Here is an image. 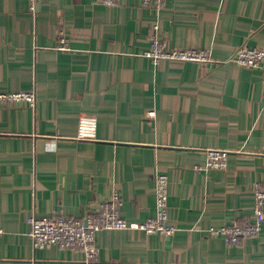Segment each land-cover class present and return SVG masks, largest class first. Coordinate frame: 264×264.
I'll return each mask as SVG.
<instances>
[{
  "label": "crops",
  "instance_id": "0c3cea01",
  "mask_svg": "<svg viewBox=\"0 0 264 264\" xmlns=\"http://www.w3.org/2000/svg\"><path fill=\"white\" fill-rule=\"evenodd\" d=\"M154 32L214 60L154 65L144 54ZM244 44L264 47V0H42L36 12L0 0V91L37 96L0 107V264H264V225L236 244L209 233L254 221L264 186V68L235 62ZM83 117L94 135L79 136ZM209 148L229 150L227 169L205 168ZM159 173L174 235L99 230L91 259L34 245L33 215L80 216L113 184L130 223L155 216Z\"/></svg>",
  "mask_w": 264,
  "mask_h": 264
},
{
  "label": "built area",
  "instance_id": "2783aa9c",
  "mask_svg": "<svg viewBox=\"0 0 264 264\" xmlns=\"http://www.w3.org/2000/svg\"><path fill=\"white\" fill-rule=\"evenodd\" d=\"M121 0H102L106 5H116ZM168 0H141L147 8L160 9ZM42 0H30V9L36 12ZM158 28L157 25H155ZM60 49H70L65 29H58ZM154 65L164 60L196 61L202 64L211 63L214 58L210 50L203 48H168L166 42L157 33H153L150 47L144 53ZM235 62L240 66L264 68V47L244 44L238 48ZM37 96L33 90L0 91V107L12 104L36 106ZM95 120L83 117L80 123L79 136L94 135ZM229 150L224 148H209L207 150V169H227ZM169 177L159 173L155 179V194L158 211L155 216L148 217L138 224L130 223L121 213L122 195L115 184L112 185L108 198L99 200L86 207L80 216L52 213L45 216L33 215L30 218V236L36 247L59 246L75 248L85 252L88 258H95L99 252L96 233L103 229L139 228L148 234L162 233L172 236L178 230V225L170 220L169 215ZM255 220L252 222L211 226L210 234H221L230 244H236L246 238L258 236L264 225V186L257 183L254 188ZM0 228V234L3 233Z\"/></svg>",
  "mask_w": 264,
  "mask_h": 264
},
{
  "label": "rangeland",
  "instance_id": "374dc122",
  "mask_svg": "<svg viewBox=\"0 0 264 264\" xmlns=\"http://www.w3.org/2000/svg\"><path fill=\"white\" fill-rule=\"evenodd\" d=\"M12 105H18V104H12ZM28 106V105H27ZM31 107V106H30Z\"/></svg>",
  "mask_w": 264,
  "mask_h": 264
},
{
  "label": "water",
  "instance_id": "95a60500",
  "mask_svg": "<svg viewBox=\"0 0 264 264\" xmlns=\"http://www.w3.org/2000/svg\"><path fill=\"white\" fill-rule=\"evenodd\" d=\"M5 264H9V263H5Z\"/></svg>",
  "mask_w": 264,
  "mask_h": 264
}]
</instances>
